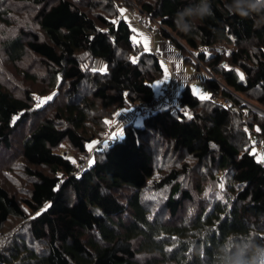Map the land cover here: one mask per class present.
<instances>
[{
  "label": "trees",
  "instance_id": "1",
  "mask_svg": "<svg viewBox=\"0 0 264 264\" xmlns=\"http://www.w3.org/2000/svg\"><path fill=\"white\" fill-rule=\"evenodd\" d=\"M9 1L0 0V147L11 149L25 128L20 157L30 190L19 198L0 178V236L16 219L29 240L21 235L0 250V264H216L225 238L246 233L264 243V162L252 154L249 132L264 138V112L238 96L252 95L264 108V19L230 13L232 0H211L214 15L189 34L177 29L176 13L197 0H137L165 40L185 52L181 39L217 77L207 80L214 96L200 100L185 87L178 105L142 126L127 124L122 139L115 136L76 174L58 148L67 142L85 154L118 111L150 102L160 60L153 52L137 56L124 6L114 0ZM17 10L28 18L18 22ZM222 44L234 48L201 53ZM97 60L107 69L92 70ZM29 61L41 70L31 73ZM3 74L43 90L20 92ZM52 92V101L36 106V95ZM152 141L195 166L180 163L157 178ZM148 186L164 196L155 208L144 200ZM84 200L100 211L97 226Z\"/></svg>",
  "mask_w": 264,
  "mask_h": 264
},
{
  "label": "rangeland",
  "instance_id": "2",
  "mask_svg": "<svg viewBox=\"0 0 264 264\" xmlns=\"http://www.w3.org/2000/svg\"><path fill=\"white\" fill-rule=\"evenodd\" d=\"M12 1H14V0L9 1L8 6L11 4ZM114 1H115L114 4H117V5L122 4L124 6L123 7L124 13H126V11L131 12L137 18L139 17V20H140V18H143L145 20V19H148L147 17H149L147 24H146V21H144V23L142 24L145 26L144 28H149L151 31L154 30L155 34H156V32L160 33V29L162 28L160 23L158 21L152 19V17L147 16L145 14H142L137 8V6H138L137 0H114ZM102 2L106 3V1H103V0H102ZM102 2H101V4H103ZM105 3H104V5H105ZM24 11L25 10H21V13H20V10H17L14 13V15H13L14 17L18 16V18H17L18 22L23 21L24 18H28L29 15L28 16L25 15ZM21 14L24 17L22 19H20L22 17ZM123 15H124L125 20L127 22H130L132 20L131 16H129L127 14H123ZM15 19L16 18L13 19L14 22H15ZM12 32H15V31H12ZM136 39H137V37L134 36V40L136 41V43H138V41ZM176 40L179 43H181L182 46H184L185 52L180 50V51H182V54L184 56H186L191 61V62L189 61L186 63V70H187L186 76L188 79H190L189 86H190L193 94L195 96H197L200 100L212 99L213 93L207 85V80L209 79V77H213L214 79L217 77L213 73L209 72L207 69H204V66H203V68L197 66L195 64V61L199 62V60L197 58L198 54L195 53L194 51H192L191 49H189L187 47V45L185 44V42H183L181 39L176 38ZM175 46L176 45L174 44V47ZM233 48L234 47H232V46L222 44V45H217L213 48L203 49L201 51V53H205L208 55H213V54L221 53V52L229 53L230 51L233 50ZM139 55L140 54H138V52H137V56H139ZM2 60H3V58L1 57L0 63L5 66V63ZM27 65L28 66H26V68L28 67L27 69L31 73H34V72H37L38 70L39 71L41 70L39 67H37L33 63L31 64L30 61H29V64H27ZM106 69H107L106 64L102 61H99V60H97L94 63V66L92 68V70H106ZM205 70H207L209 72V75ZM3 75H2V77H3L2 82L4 84H10L11 87H13V85L14 86L16 85L17 87L19 86L18 88H19L20 92H22L23 88L29 87L28 85H30V88H32V90L37 92V93H40V91L43 90V87H40V85H43V84L39 85V83H38V85L36 86V85H32L31 83H29L28 85H25L24 82L23 83L21 82V80H20L19 84H15V83L9 81V79L5 75L4 76ZM161 79H164L163 75L160 77L159 80H161ZM159 80H158V82H159ZM16 86H15V88H16ZM179 87H180V90L182 91L184 86L180 84ZM14 89H12V90H14ZM194 89L198 90V91H194ZM205 94H207V96L209 98L208 99H201V96L205 95ZM49 96H51L52 98L50 100H46L45 102L52 101L53 96H54L53 92L47 96H41L39 94L36 95V97L40 98L36 102L37 105L38 104L42 105L44 102L41 104V101L44 100V98H47ZM238 96L241 98V100H243L245 103L249 104L253 108L264 112V108L252 100V98H251L252 95H250L251 97H246V96H242V95H238ZM254 96H256V95L253 94V97ZM216 99H218V97ZM176 105H178V104H176ZM129 107H130L129 108L130 112L132 113L133 105H131ZM122 110L118 111L114 115V118L119 116V113ZM132 115L134 117H132L129 121L125 120L124 122L118 123L117 119L114 120V118H113V120H110L109 121V127L110 128L108 130V134L104 138H102L98 141H95L93 144H89L88 151L85 154H80V153L76 152L74 149H72L70 147V145L67 142H64L58 148V150L56 152L61 154V155L67 156L69 159L74 161L75 164H77V163L81 162L83 159H85V156L87 154H92V158H91V162H92V160L95 156V152L97 150L101 149L100 147H98V144H101L102 146L105 145L104 143H106L108 140H112L114 138L113 134H115L117 139H122L123 138V134H122L123 128L129 123H135L137 126L143 125V118L142 117L136 116L133 113H132ZM24 129L25 128H23V130L20 129L17 136L13 139V147L11 149L7 150L5 148L0 147V178L5 180V183H7L8 188H10L14 193L18 194L19 198L26 197L29 193V190H30V183L28 182V180H26V178L23 175L22 161H21V157H20V145H21L20 143L22 140V133L25 132ZM249 132L251 133V144H252V150L251 151H252V154L256 155L257 158L259 160H261L262 157L260 156L258 148L255 145L256 144V138H257V135L255 134L256 128H254L253 130H250ZM152 144H153V146L151 145L152 146V152L156 156V161H157L158 170H159V173H158L159 175H157V178H159L161 175H165L167 172L172 170V168H179L180 163L182 164L184 162H189V160H180L177 157V155L166 152L165 149L157 148L156 144L153 141H152ZM155 147L157 148V152H156L157 155L155 153V151H156ZM189 163L191 166H195V162L190 161ZM9 169H11V170L9 171ZM200 170L203 172L202 169H200ZM197 173L200 174L199 169H198ZM149 184L151 185L150 182H149ZM159 195L160 194H158L156 190H154L153 188L148 186V188L144 192V200H145V202H147L151 206V208H155V203L160 202V200L162 201L163 200L162 197H164V196H162L159 198ZM82 206H84V208L88 209L92 213L95 225L97 226L99 221L102 219V215H101L100 211L97 208H94V209L90 208V206H88V203L86 200L83 201ZM22 224L23 223L20 222L19 220H16V219L10 220V222L6 225V228L4 229V231L2 232V234L0 236V250L10 248L11 244H13L14 242H18V237L21 235H24V236L26 235L27 241L29 240V234L26 232L27 230H25L24 227H22L23 226ZM30 244H32V242ZM32 245L34 246V244H32Z\"/></svg>",
  "mask_w": 264,
  "mask_h": 264
},
{
  "label": "clouds",
  "instance_id": "3",
  "mask_svg": "<svg viewBox=\"0 0 264 264\" xmlns=\"http://www.w3.org/2000/svg\"><path fill=\"white\" fill-rule=\"evenodd\" d=\"M227 10L249 18L253 13L264 19V0H232ZM214 15L211 0H197L176 13L177 29L185 33L197 30L198 23ZM216 264H264V243L246 233L235 234L231 240L225 238L216 253Z\"/></svg>",
  "mask_w": 264,
  "mask_h": 264
},
{
  "label": "crops",
  "instance_id": "4",
  "mask_svg": "<svg viewBox=\"0 0 264 264\" xmlns=\"http://www.w3.org/2000/svg\"><path fill=\"white\" fill-rule=\"evenodd\" d=\"M124 14H127L132 17V20L129 23L135 33V36L137 37L136 40L138 41V43H136V41L134 40L135 44L142 47L143 52L144 51L145 52H156V53L162 54V57L159 60H160V63L163 69L164 79H161L159 80V82L156 81L154 83L155 93L156 94L160 93L162 85L165 81H167L170 78H175V81L177 82V87L174 91V97L176 98L180 96L182 92L179 87L180 84L184 86L183 89L189 86L190 79H188L186 76V72H187L186 63L189 62L190 60L182 54V51H180L181 49L177 48L176 46L174 47L173 45H171L169 43V40H165L159 32H156L155 34L154 30L151 31L149 28H144L145 26L138 22V18L133 13L126 11V13ZM148 19L144 20L146 21V24H147ZM195 64L199 67H202L199 62L195 61ZM205 71L209 75V72L207 70ZM166 76L167 78H165ZM171 105L172 104H168L167 102H164L161 106V109L168 108ZM129 108H130L129 106L124 108L119 113V116L115 117L114 120L117 119L118 123L124 122L125 120L129 121L132 117H134L132 113L130 112Z\"/></svg>",
  "mask_w": 264,
  "mask_h": 264
},
{
  "label": "built area",
  "instance_id": "5",
  "mask_svg": "<svg viewBox=\"0 0 264 264\" xmlns=\"http://www.w3.org/2000/svg\"><path fill=\"white\" fill-rule=\"evenodd\" d=\"M149 18V17H148ZM138 22L140 24L144 23V19L138 17ZM171 45L174 46V43L172 41H169ZM138 54H141L143 52L142 47L136 45ZM159 59H161L162 54L153 52ZM177 87V82L175 81V78H170L162 85L161 91L158 94H155L153 99L150 102L147 103H136L133 104L132 113L136 116L145 118L148 116H151L153 113L159 111L161 109V106L164 102H167L168 104L176 105L179 104V96L174 97V91ZM226 101L224 104H227ZM112 140H108L105 145L112 144ZM105 145L98 144V147L102 148ZM258 148V151L260 153V156L264 159V138L262 136H257L256 138V144ZM91 158L92 154H87L85 156V159H83L81 162L77 163V170L76 174L82 173L84 170L88 169L91 164Z\"/></svg>",
  "mask_w": 264,
  "mask_h": 264
},
{
  "label": "snow or ice",
  "instance_id": "6",
  "mask_svg": "<svg viewBox=\"0 0 264 264\" xmlns=\"http://www.w3.org/2000/svg\"><path fill=\"white\" fill-rule=\"evenodd\" d=\"M123 12H124V10L121 9V14H123ZM114 23H115V22H114ZM239 75H240V79L243 80V79H244V75H243V73H240ZM165 78H167V76H166ZM161 83H163V82H161ZM194 91H198V90H195V89H194ZM51 98H52L51 96H49V97H47V98H44V100L41 101V104H42L43 102H45L46 100H50ZM208 98H209V97L207 96V94L201 96V99H208ZM37 99L39 100L40 98L37 97ZM37 106L39 107L40 104H38ZM114 138H115V134H114ZM261 162H264V159H262Z\"/></svg>",
  "mask_w": 264,
  "mask_h": 264
}]
</instances>
